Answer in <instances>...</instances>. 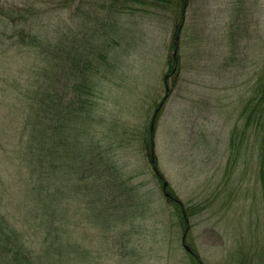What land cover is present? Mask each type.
<instances>
[{
	"label": "rangeland",
	"instance_id": "obj_1",
	"mask_svg": "<svg viewBox=\"0 0 264 264\" xmlns=\"http://www.w3.org/2000/svg\"><path fill=\"white\" fill-rule=\"evenodd\" d=\"M186 2L183 23L182 7H139L133 15L113 16V31L103 28L92 40L97 43L105 32L104 41L110 32L116 38L96 139L105 140L121 174L136 188V208L117 209L115 217L103 208L86 211L75 172L64 170L60 220L72 229L74 246H67L69 236L61 232L66 254L61 264H195L193 254L204 264H233L239 252L262 251L257 155L241 149L234 170H228V158L232 131L243 123L242 107L264 66V0ZM64 15L70 22V14ZM12 35L0 32V209L17 233L29 238L26 249L39 254L44 231L36 227L48 220L39 215L49 209L48 190L40 202L25 170L11 160L24 110L16 91L32 74L34 58ZM170 55L178 58L176 84L165 80ZM167 86L172 90L156 120ZM152 152L174 196L197 206L196 215L186 217L187 226L164 192ZM72 255L76 261H70ZM52 260L43 254L41 264H56Z\"/></svg>",
	"mask_w": 264,
	"mask_h": 264
},
{
	"label": "trees",
	"instance_id": "obj_2",
	"mask_svg": "<svg viewBox=\"0 0 264 264\" xmlns=\"http://www.w3.org/2000/svg\"><path fill=\"white\" fill-rule=\"evenodd\" d=\"M186 6V0H0V32L12 31L11 39L34 58L32 74L16 91L22 96L24 110L23 122L14 137L16 151L11 160L25 170L27 182L40 202L45 201L48 190L50 205L39 214L48 219L47 223L36 227L44 231V250L39 254L26 249L29 238L24 239L23 234L17 233L0 209V264H41L43 254L47 261L63 263L66 254L61 251V232L69 236L67 246H74L70 237L72 229L67 231L60 220L63 198L59 197V180L64 170L75 172L78 190L82 200L85 198L81 204L86 211L97 212L103 208L102 211H112L115 217L124 207L136 208V188L121 174L105 140L96 139L101 122L95 120H104L102 116L96 117L102 84L111 69L110 57L116 41L111 33L115 27L112 17L133 15L139 7L176 10L182 7L183 23ZM106 10L108 13L103 16ZM65 12L70 14V22L65 19ZM95 26L99 27L96 31ZM103 28L111 31V37L106 36L104 41L105 32L97 43H92ZM173 39L172 48L176 49L179 38L174 34ZM30 68L29 65V71ZM178 74V58L170 55L166 83L173 78L176 84ZM171 90L167 86L166 96L157 104L156 120ZM241 120L242 125H236L230 137L228 170L236 167L241 149L245 152L254 149L264 204V66L252 95L242 107ZM252 141L253 148L249 146ZM150 145L153 151V144ZM151 159L164 192L169 193V201L178 208L183 225L187 226L186 217L196 215L197 206H185L174 196L158 169L154 152ZM261 249L239 252L233 264H264V244ZM4 256L8 257L6 262ZM70 258L76 261L77 257ZM193 258V263L204 264L198 255L193 254Z\"/></svg>",
	"mask_w": 264,
	"mask_h": 264
}]
</instances>
